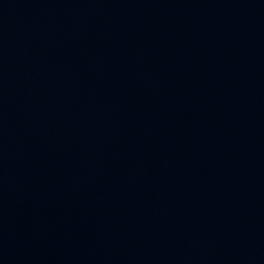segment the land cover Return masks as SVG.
I'll return each mask as SVG.
<instances>
[{"label":"water","instance_id":"water-1","mask_svg":"<svg viewBox=\"0 0 264 264\" xmlns=\"http://www.w3.org/2000/svg\"><path fill=\"white\" fill-rule=\"evenodd\" d=\"M0 264H264V0H0Z\"/></svg>","mask_w":264,"mask_h":264}]
</instances>
